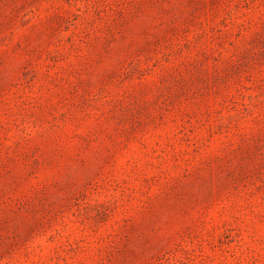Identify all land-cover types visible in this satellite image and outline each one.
Wrapping results in <instances>:
<instances>
[{"label":"rangeland","instance_id":"obj_1","mask_svg":"<svg viewBox=\"0 0 264 264\" xmlns=\"http://www.w3.org/2000/svg\"><path fill=\"white\" fill-rule=\"evenodd\" d=\"M0 264H264V0H0Z\"/></svg>","mask_w":264,"mask_h":264}]
</instances>
